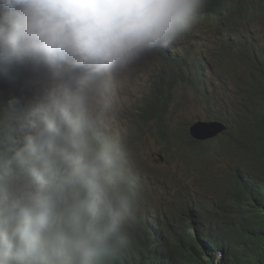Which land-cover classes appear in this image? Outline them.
I'll list each match as a JSON object with an SVG mask.
<instances>
[{"label": "clouds", "instance_id": "9594fccd", "mask_svg": "<svg viewBox=\"0 0 264 264\" xmlns=\"http://www.w3.org/2000/svg\"><path fill=\"white\" fill-rule=\"evenodd\" d=\"M240 52L264 91V0H0V264H221L211 185L264 171Z\"/></svg>", "mask_w": 264, "mask_h": 264}, {"label": "trees", "instance_id": "16d2710c", "mask_svg": "<svg viewBox=\"0 0 264 264\" xmlns=\"http://www.w3.org/2000/svg\"><path fill=\"white\" fill-rule=\"evenodd\" d=\"M241 58L234 69L247 74L251 86L252 107L257 106L260 114L264 112V91L251 74L255 72L257 59L249 52L236 54L234 60ZM245 69V70H244ZM251 107V108H252ZM211 185L215 197L222 207L220 238H224V256L221 264H264V171L235 169ZM192 244V251L198 254L199 247Z\"/></svg>", "mask_w": 264, "mask_h": 264}, {"label": "rangeland", "instance_id": "374dc122", "mask_svg": "<svg viewBox=\"0 0 264 264\" xmlns=\"http://www.w3.org/2000/svg\"><path fill=\"white\" fill-rule=\"evenodd\" d=\"M144 63H145V60H143L142 65H144ZM184 91H186V90H184ZM120 99L123 102V104H124L125 107H128L129 106V100L127 98L121 97ZM217 108H220V106H217ZM141 152H142V154H145V152L143 150H141ZM174 165H175V163H172L171 164V167L173 168ZM146 170H151V169H146ZM159 175H163V173L161 172V173H159Z\"/></svg>", "mask_w": 264, "mask_h": 264}]
</instances>
